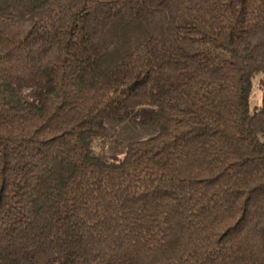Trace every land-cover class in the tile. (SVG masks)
<instances>
[{"label": "trees", "instance_id": "obj_1", "mask_svg": "<svg viewBox=\"0 0 264 264\" xmlns=\"http://www.w3.org/2000/svg\"><path fill=\"white\" fill-rule=\"evenodd\" d=\"M0 264H264V0H0Z\"/></svg>", "mask_w": 264, "mask_h": 264}, {"label": "rangeland", "instance_id": "obj_2", "mask_svg": "<svg viewBox=\"0 0 264 264\" xmlns=\"http://www.w3.org/2000/svg\"><path fill=\"white\" fill-rule=\"evenodd\" d=\"M259 75L252 79L251 92L249 96L248 109L253 113L261 105V92L258 87ZM26 100L34 99V92L28 89H21ZM151 112L147 106L131 110L132 120L111 119L107 122V132L104 136L97 137L92 142V151L102 159L117 162L125 154L126 145L130 142L144 140L155 136L158 133L156 125H144L139 121Z\"/></svg>", "mask_w": 264, "mask_h": 264}]
</instances>
